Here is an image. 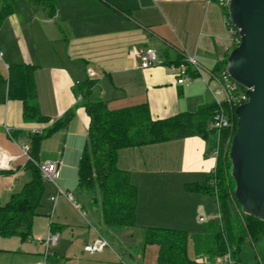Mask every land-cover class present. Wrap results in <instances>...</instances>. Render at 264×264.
I'll return each mask as SVG.
<instances>
[{"label": "crops", "instance_id": "crops-1", "mask_svg": "<svg viewBox=\"0 0 264 264\" xmlns=\"http://www.w3.org/2000/svg\"><path fill=\"white\" fill-rule=\"evenodd\" d=\"M236 39L225 9L214 0H56L53 17L29 0H18L14 12L0 26V74L6 75L11 63L34 65L39 106L50 121L25 120L20 100L10 99L0 105V149L16 157L10 172L0 174V206L30 179L25 168L28 159L22 155L21 146L31 144L34 133L46 131L68 111L75 113L65 128L42 140L40 161H57L59 171L34 219L32 236L25 240L19 236L3 239L0 250L27 255L32 254V249L42 258L44 239L51 232H58L54 255L64 249L66 256L64 246L59 248L63 232L71 243L81 241L83 246L100 233L110 246L96 253L88 252L92 254L87 258L88 264H115L112 254L116 245L133 257L124 241L133 238L134 231L128 228L121 233V229L105 225L99 201L78 187L79 162L90 117L77 101L76 88L87 80H96L89 95L92 101H106L112 109L148 103L154 119L195 111L214 102L213 92L219 90V85L209 72L221 73L215 69L228 58L237 45ZM147 47L156 49L162 64L143 69L141 57L130 54L131 50L138 52ZM177 57L194 58L204 68L209 86L203 78L194 79L190 85L178 84L173 69L176 64L168 63ZM90 68L93 76L89 74ZM216 163L209 143L199 136L122 148L118 167L128 171L138 187L136 225L170 228V224L151 221H187L183 210L153 200V182L175 180L180 189L188 183H203ZM68 187H74L75 193L70 189L66 192L76 196L81 207L72 204L64 194L52 200L58 189L65 192ZM197 193L204 198L201 205L210 206L205 214L211 212L214 198ZM67 201L87 220L88 226L77 220L70 222L66 219L68 212L67 217L63 216Z\"/></svg>", "mask_w": 264, "mask_h": 264}, {"label": "trees", "instance_id": "trees-1", "mask_svg": "<svg viewBox=\"0 0 264 264\" xmlns=\"http://www.w3.org/2000/svg\"><path fill=\"white\" fill-rule=\"evenodd\" d=\"M17 1L2 0L0 26L14 12ZM29 2L33 6H41L49 16L55 15L56 0ZM225 13L229 26L239 36L238 29L229 19L228 8ZM182 60L183 57H177L168 63L177 65ZM227 60L228 58L215 72L226 70ZM35 70L36 67L31 64H9L8 73L0 74V105L10 99L20 100L25 120L49 122L50 119L43 115L39 106ZM95 84L96 80H87L76 88L77 93L83 95L81 104L90 117L88 136L79 162L78 187L82 193L99 201L104 224L115 229L134 228L137 224L138 187L132 182L130 173L118 167V154L122 148L199 136L209 143L212 151L220 138L221 150L215 170L203 183L192 182L185 185L188 191L207 194L215 201L217 199L223 214L221 224L218 221L204 223L201 232L193 235L194 248L196 257L206 253L221 255L230 249L237 263L242 264L240 251L243 245L255 243L258 236L264 234V221L244 213L235 197L236 185L231 174L229 153L237 131V115L234 116L233 128L220 133L211 125L217 108L214 102L203 104L195 111L154 119L148 103L112 109L106 101H92L89 95ZM74 113V110L68 111L46 131L31 136L30 155L34 161L28 160L25 166L30 179L0 206V236H19L24 240L32 236L34 219L43 206L47 190V180L35 163L40 161L42 140L65 128ZM9 172L0 170V174ZM142 235L144 247L148 244L158 245L157 264H197L195 259L188 256L186 230L144 227Z\"/></svg>", "mask_w": 264, "mask_h": 264}, {"label": "water", "instance_id": "water-1", "mask_svg": "<svg viewBox=\"0 0 264 264\" xmlns=\"http://www.w3.org/2000/svg\"><path fill=\"white\" fill-rule=\"evenodd\" d=\"M228 12L240 43L228 56L227 71L249 95L236 108L231 174L243 212L264 221V0H229Z\"/></svg>", "mask_w": 264, "mask_h": 264}, {"label": "rangeland", "instance_id": "rangeland-1", "mask_svg": "<svg viewBox=\"0 0 264 264\" xmlns=\"http://www.w3.org/2000/svg\"><path fill=\"white\" fill-rule=\"evenodd\" d=\"M1 0H0V9H1ZM204 75V73H203ZM202 78L201 76H195L194 79ZM204 83V82H203ZM207 91L208 87L204 83ZM52 181L47 182V190L44 195V200L48 198L49 192L51 191V184ZM158 184V185H156ZM178 181H155L153 182V187H155L154 192L156 195H153V200L158 202V204L164 205L169 204L168 206L175 208L176 210H183L184 213L187 215V221H181L176 223H169L168 221H151V222H158L159 224L168 225L170 228L175 229H183L188 232V246L187 252L188 256L191 259H195L196 253L194 248L193 242V235L196 233L201 232L203 229V222H200L198 216L200 214L204 215L207 211L210 210L209 205H201V201L204 198H199V194L197 192L188 191L180 189L178 186ZM151 188V187H149ZM71 190L74 192V187L65 188L66 190ZM143 200L146 198L143 194ZM58 193V192H57ZM207 195V194H205ZM208 198L210 197L207 195ZM76 197V196H75ZM77 199V197H76ZM68 205L64 208L63 216H65L66 212H68V217L66 219L73 222V220H77L76 222L80 223L83 226H88L87 220L75 209V207L67 201ZM201 205V206H200ZM77 206L81 207L80 204ZM209 209H208V207ZM208 210H207V209ZM81 210V209H80ZM85 211V210H84ZM82 212V210H81ZM183 213V212H182ZM156 218V217H153ZM91 219L90 217L88 218ZM156 220V219H152ZM58 222V221H57ZM144 227L141 225H136L135 228H129L131 231H134V237L130 238L129 240L124 241V246L127 247L129 251L133 254V257L128 256L121 247H115V253L113 251L112 257L113 262L115 264H157V257H158V250L159 247L156 244H148L146 247L143 246V235L142 230ZM121 233H124L128 228H120ZM65 232L61 235V241L59 248L63 245L65 250L67 251V255H64L61 250H58L60 253L54 255V252L57 249L54 246L50 249L51 257H48L47 264H88L87 258L90 255L88 252L84 250V246L81 241H77L75 243H71L69 239L65 236ZM66 239L64 240V238ZM11 237L0 236V245L3 243V239H8ZM22 240V239H21ZM23 241V240H22ZM84 250V252H83ZM32 254H22L19 251H5L0 250V264H42L44 261V254L43 257H39L37 252L31 249ZM63 255V256H62ZM65 256V257H64ZM39 261L37 262V260ZM240 260L242 264H264V234H260L258 239L255 243H247L243 245L240 251Z\"/></svg>", "mask_w": 264, "mask_h": 264}, {"label": "built area", "instance_id": "built-area-1", "mask_svg": "<svg viewBox=\"0 0 264 264\" xmlns=\"http://www.w3.org/2000/svg\"><path fill=\"white\" fill-rule=\"evenodd\" d=\"M218 3L224 8H228L229 0H218ZM227 21L228 16H227ZM231 27V26H230ZM231 29L236 33V30L231 27ZM237 34V33H236ZM237 44L240 43V37L237 35ZM131 55H138L142 59V68L148 69L156 64H162V60L160 59L157 51L153 47H147L141 51H130ZM3 56V52L0 50V57ZM9 66L7 65V68ZM175 75L177 77V83L181 85H190L193 83L195 76H201L207 85L209 86L210 81L205 78L203 75L204 68L192 57L183 58V60L173 67ZM195 73V75H194ZM90 76L94 75V71L89 69ZM211 78L215 79L219 85V90L213 92L214 103L217 108L211 120L212 128L217 130L219 133L225 129L233 128L234 116L236 114V108L245 102L248 101L249 95L247 89L240 86L230 75V73L226 70L221 71L219 75L209 72ZM83 99L82 94H78L77 101L81 102ZM8 134H10L9 129H7ZM11 135V134H10ZM220 138L217 139V143L215 148L212 149V154L217 158L220 154ZM31 146L30 144H25L21 146V153L28 160L34 159L30 155ZM0 156L6 158L5 164L0 165V170H9L11 169V163L16 159L15 156L10 155L9 153L0 149ZM35 163L39 166L41 173L45 180L54 181L55 177L59 171V163L57 161H39ZM215 170V169H214ZM60 194H64L68 200L77 205V200L75 196L70 192H64L61 189H58V193L56 196L52 197L53 201H56ZM214 209L205 214L198 217L200 222L207 223L211 221H218L220 224L222 223L223 214L220 210L217 199L215 201ZM85 215V213H84ZM60 233L51 232L46 239H44V261L42 264H47V260L50 254V249L55 246L59 240ZM110 244L107 239H105L100 233H98L97 238L85 245V251L89 253H96L104 250L106 247H109ZM197 264H238L235 257L233 256L232 251L229 249L226 253L221 255H211L209 253L202 254L195 258Z\"/></svg>", "mask_w": 264, "mask_h": 264}, {"label": "bare ground", "instance_id": "bare-ground-1", "mask_svg": "<svg viewBox=\"0 0 264 264\" xmlns=\"http://www.w3.org/2000/svg\"><path fill=\"white\" fill-rule=\"evenodd\" d=\"M0 157H1L2 159L4 158V159H5V162H6V158H5V157H2V156H0ZM1 158H0V160H1V161H0V165L3 166L5 163H4V161H3Z\"/></svg>", "mask_w": 264, "mask_h": 264}]
</instances>
